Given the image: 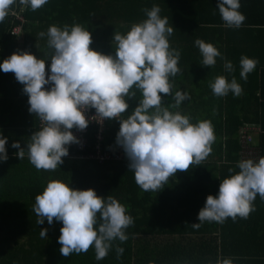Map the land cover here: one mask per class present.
<instances>
[{
    "label": "trees",
    "instance_id": "trees-1",
    "mask_svg": "<svg viewBox=\"0 0 264 264\" xmlns=\"http://www.w3.org/2000/svg\"><path fill=\"white\" fill-rule=\"evenodd\" d=\"M218 0H48L36 11L30 7L21 10L19 0L10 11L23 17L21 30L13 33L20 22L13 14L0 22V62L18 50L27 51L37 58L51 57L53 50L36 44L42 28L51 25L63 27L82 25L91 33L90 48L102 54L114 55L116 45L113 34L127 33L135 23L145 20V9L160 7L161 17H167L174 28L168 38L173 49L180 52L181 72L171 78L175 91L188 94L179 111L191 118V123L210 120L214 126L215 142L208 158L189 170L177 172L159 192L143 191L135 182L134 173L128 169L124 152L114 156L117 146L118 120H108L104 139L94 146V127L86 134L87 144L81 152L84 158H62L63 164L55 171L37 170L28 159L26 145L30 136L40 129L38 117L29 113L28 97L13 73L0 71V135L7 137V161L0 162V264H216L218 249L239 248L246 256L248 245L264 238V200L257 195L255 210L246 218L235 221L227 218L223 223H199L197 215L208 195H217L220 181L238 173L243 127L255 125L256 159L264 157V63L258 62L248 74L247 81L240 77V58L250 53L241 48L237 36L250 27H257L264 37V0H240L239 11L246 17L238 29L227 28L216 8ZM42 39V37H40ZM213 44L224 59L217 57L214 67H204L195 40ZM243 41H248L243 39ZM44 52V53H43ZM231 61L234 71L224 69ZM50 64V62H49ZM217 76L233 77L242 86L239 96L231 92L225 97L213 95L209 84ZM257 90V96L254 91ZM127 99L129 108L121 119H126L142 99L139 90ZM163 96V94H161ZM255 96V97H254ZM165 106L174 103L171 96H163ZM18 141L25 148V156L18 159L17 149L11 147ZM75 151L69 148V151ZM100 152L105 159L96 158ZM91 155V156H90ZM231 169V171H230ZM53 180L69 184L74 189H94L102 197L112 196L128 209L133 224L125 230L127 240L112 242L108 255L97 260L95 249L87 253H73L67 258L60 254V228L62 223L37 224L33 211L35 197ZM47 228V238H41L40 229ZM122 248L123 253H117ZM241 249V250H240ZM246 249V250H243Z\"/></svg>",
    "mask_w": 264,
    "mask_h": 264
},
{
    "label": "clouds",
    "instance_id": "clouds-1",
    "mask_svg": "<svg viewBox=\"0 0 264 264\" xmlns=\"http://www.w3.org/2000/svg\"><path fill=\"white\" fill-rule=\"evenodd\" d=\"M17 0H0V22L9 15ZM48 0H19V5L36 11ZM240 0H218L224 26L238 29L246 17L239 11ZM146 19L135 23L130 30L113 34L116 48L114 55L102 54L90 48L91 33L80 24L49 26L47 47L53 50L46 71V61L27 51L18 50L0 62V71L13 73L23 85L28 97L29 113L41 121L42 127L30 136L26 145L29 162L39 171H55L69 154V146L78 144L72 130L84 131L91 122L102 123L118 120L116 144L122 148L128 169L134 173L136 184L143 191L159 192L177 172H184L205 161L212 152L216 136L210 120L191 123V118L179 111L188 94L175 91L171 78L181 72L180 52L173 49L169 37L174 28L168 18L161 17V9L154 5L145 9ZM204 67L216 65L217 57L224 59L211 43L195 40ZM258 60L241 56L240 77L247 81ZM224 69L234 71L231 61ZM50 85L49 88H45ZM216 97L235 96L243 93L235 77L229 81L217 76L209 84ZM135 88L142 99L126 119L122 115L129 108ZM174 101L165 106L163 96ZM94 109L95 114L85 113ZM7 137L0 135V162L7 161ZM11 147L17 149L16 157L25 156V148L18 141ZM239 172L220 181L217 195H208L199 210L201 223H223L227 218L246 219L254 210L257 195L264 200V157L258 161L244 159L238 163ZM231 171V169H230ZM33 211L37 224L62 223L58 243L60 254L67 258L73 253H87L95 249L96 259H104L112 242L127 240L125 230L133 224L128 209L112 196L102 197L94 189H74L62 181L47 183L41 194L36 195ZM47 228L40 229L41 238H47ZM122 254L123 249L117 248ZM216 264H233L231 258L218 259Z\"/></svg>",
    "mask_w": 264,
    "mask_h": 264
},
{
    "label": "built area",
    "instance_id": "built-area-1",
    "mask_svg": "<svg viewBox=\"0 0 264 264\" xmlns=\"http://www.w3.org/2000/svg\"><path fill=\"white\" fill-rule=\"evenodd\" d=\"M25 7L23 6L21 10H24ZM16 18L18 19L17 25L13 26V33H18L21 30V22H23V17H21L19 14H16ZM46 61V60H45ZM49 61H46V71L48 70ZM50 85H46L45 88H49ZM95 114L94 109H89L86 111L85 115L86 117H91ZM107 119H105L102 123H96L95 121L91 122L89 126L84 131H77L76 129H73V134L78 138L79 143L78 144H71L69 148L74 149L75 151H69V154L67 157L63 158H69V159H81L84 158L83 153L81 152L84 150L86 144H87V138L86 134L88 133V130L90 127H94V133L93 136L96 140V143L94 146L98 145V142H102L104 139V131L106 129L107 125ZM38 126L41 128L42 124L41 121L38 118ZM258 132V127L255 125H248L243 127V129L240 132L239 140L241 144V151H240V159H256L257 155V149L253 146V137ZM114 153L115 158L119 159L123 155V150L118 145L112 147V151ZM91 156V155H90ZM96 157L99 159H105V156H100V152H94V155L92 157Z\"/></svg>",
    "mask_w": 264,
    "mask_h": 264
},
{
    "label": "crops",
    "instance_id": "crops-1",
    "mask_svg": "<svg viewBox=\"0 0 264 264\" xmlns=\"http://www.w3.org/2000/svg\"><path fill=\"white\" fill-rule=\"evenodd\" d=\"M21 6L20 8H22ZM16 16L18 13H10ZM260 28H253L250 27L247 32L242 31L237 37L242 39L241 41L236 40L240 42L241 48H247L250 53V58L258 60V62L264 63V37L262 39H256L255 36L259 35ZM261 33V32H260ZM264 34V32H263ZM243 39H247L248 41H243ZM258 91H254V95L257 96ZM254 96V97H255ZM255 136V135H254ZM255 138V142H256ZM254 143V142H253ZM261 243L257 240L255 243H250L248 245V251L246 256L241 255L239 251V248L232 247V248H225V249H218L220 255H218V259L222 258H231L233 261V264H264V238L261 239ZM241 250V249H240ZM246 250V249H243Z\"/></svg>",
    "mask_w": 264,
    "mask_h": 264
},
{
    "label": "rangeland",
    "instance_id": "rangeland-1",
    "mask_svg": "<svg viewBox=\"0 0 264 264\" xmlns=\"http://www.w3.org/2000/svg\"><path fill=\"white\" fill-rule=\"evenodd\" d=\"M60 27V26H59ZM47 30H48V28H42V32H45V33H47ZM36 44L37 45H39V44H44V46H46L47 47V36L45 35L44 37H42V39L40 38V37H38L37 39H36ZM49 49V48H48ZM44 53V52H43ZM49 56H50V53H47V58H44V60H46V61H49L50 62V58H49ZM253 141L255 142V137H253Z\"/></svg>",
    "mask_w": 264,
    "mask_h": 264
}]
</instances>
